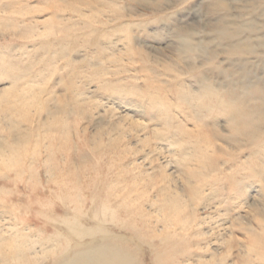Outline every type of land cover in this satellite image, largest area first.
Returning <instances> with one entry per match:
<instances>
[{
    "label": "rangeland",
    "instance_id": "1",
    "mask_svg": "<svg viewBox=\"0 0 264 264\" xmlns=\"http://www.w3.org/2000/svg\"><path fill=\"white\" fill-rule=\"evenodd\" d=\"M92 211L136 264H263L264 0H0V264Z\"/></svg>",
    "mask_w": 264,
    "mask_h": 264
},
{
    "label": "bare ground",
    "instance_id": "2",
    "mask_svg": "<svg viewBox=\"0 0 264 264\" xmlns=\"http://www.w3.org/2000/svg\"><path fill=\"white\" fill-rule=\"evenodd\" d=\"M236 120H238L239 122L240 121H244V120H241V117L240 118H237ZM251 126H247L245 127V130H250ZM56 189L59 191V193L61 192L63 194V197L65 199L68 200V197L65 196L66 195V192H64L66 190V187H61L59 185H57ZM64 192V193H63ZM99 192V190L97 191ZM97 192L94 194H97ZM113 192V191H112ZM50 193V192H49ZM65 194V195H64ZM52 199L54 202H58L59 205L55 207V209L58 211V213L56 214V217H62L61 220L62 221H65L66 217L68 216L69 212H62L61 210H63L62 208H65V204H64V200L62 199V197H48L47 199H45L46 201V206H50L49 202H48V199ZM77 198V197H76ZM107 198V197H106ZM108 199V198H107ZM72 200V199H70ZM73 199L71 202H69L70 204L71 203H74L75 204V208L77 209V211L79 210L78 207L76 206V202H78L77 200ZM69 201V200H68ZM107 201V200H106ZM122 203V202H121ZM90 204H91V207L95 204V201H93V199L91 198L90 199ZM105 204V203H104ZM64 205V207L62 206ZM109 205V204H108ZM125 206V204H123ZM110 206V205H109ZM58 207V209H57ZM107 207L104 206L103 208ZM120 207V206H119ZM45 208V207H44ZM89 208V207H88ZM124 208V207H123ZM80 209H81V206H80ZM123 210H126V209H123ZM122 210V211H123ZM136 210V209H135ZM134 210V211H135ZM75 211V210H73ZM76 211V212H77ZM71 212V211H70ZM129 212V211H128ZM127 212V213H128ZM73 213V212H71ZM132 213V212H131ZM129 213V214H131ZM43 217L44 220L48 221V222H52L51 219H53L52 217L48 216L46 214V211H41L40 213ZM115 214V213H114ZM127 214V215H129ZM62 215V216H61ZM90 217H87L86 219H81L83 217H81L80 220V226H79V229H75L73 226H68L66 227L65 230L68 231V233H70V235L68 236L69 239L67 241V243L73 239V238H81L83 235H85L86 233H88V230L90 231L89 232V235L92 236L90 240H88L87 242L83 241V242H79L77 244L80 245V247L82 246V248H78V249H75V250H72V254L67 257V254L66 257H62V255H58V253L56 254V259H54L52 261V263L50 264H136V260L134 258L131 257V255H127V253H123L118 247H116L117 245H114L115 241L112 240V238H110L109 236V230H107L108 228V225L105 226L103 225L102 223L100 222H96L94 221V223L90 226H85V225H88L90 223V219L91 218H98L99 217V214L98 212H95V211H92L89 215ZM111 216V215H110ZM132 216V215H131ZM74 217L77 219V216L74 214ZM109 217V216H108ZM118 217V216H117ZM73 218V216H72ZM115 218V215H112V218L111 220L113 221ZM129 218V217H128ZM130 219V218H129ZM106 220V219H104ZM134 220V219H133ZM119 221V220H118ZM122 222V221H121ZM125 222V221H124ZM123 222V223H124ZM137 222V221H136ZM125 224V223H124ZM123 224V225H124ZM136 224V223H135ZM119 225V224H118ZM50 225H48L49 227ZM78 226V225H77ZM112 231L115 232V228L111 227V225L109 226ZM84 228V229H83ZM109 229V228H108ZM122 230V229H121ZM111 231V232H112ZM129 232H127L128 234ZM132 234V233H131ZM111 235V234H110ZM133 235V234H132ZM58 236V235H57ZM126 236V235H125ZM131 236V235H130ZM129 236V237H130ZM173 236V235H172ZM113 237V235H112ZM137 237V236H136ZM85 238V236H84ZM83 238V239H84ZM114 238V237H113ZM138 238V237H137ZM168 238V237H167ZM170 238V236H169ZM172 238V237H171ZM63 239V238H62ZM65 239V238H64ZM82 239V238H81ZM131 239V238H130ZM141 239V238H139ZM143 239V238H142ZM263 241H264V237H262ZM80 240V239H79ZM127 240V239H126ZM132 240V239H131ZM169 240V239H168ZM173 240V239H172ZM8 241V240H7ZM81 241V240H80ZM65 242V241H64ZM72 242V241H71ZM132 242V241H131ZM145 242V241H144ZM169 242V241H168ZM174 242V241H173ZM161 243V242H160ZM13 244V243H12ZM65 244V243H64ZM169 244V243H168ZM56 245V244H55ZM60 245V244H59ZM119 245V244H118ZM176 245V244H175ZM174 245V246H175ZM151 246V247H150ZM148 245L146 244V247L142 250V252L144 253V256L145 257H149L153 260L154 258V254L150 252V248H152V244L151 245ZM6 247V252H5V257L8 259L10 256L12 257H16L17 255L14 256V253H17V249L14 251L11 249V247L7 248ZM67 247V245H66ZM74 247V246H73ZM141 247V246H140ZM56 248V247H54ZM64 248V246H63ZM121 248V246H120ZM126 248V247H125ZM175 248V247H174ZM137 249V248H136ZM55 250V249H54ZM57 250V248H56ZM64 250V249H63ZM70 250V249H69ZM125 251H127L125 249ZM153 251V250H151ZM122 252V253H121ZM141 252V253H142ZM129 253V252H128ZM61 254V253H60ZM64 254V253H63ZM258 255H260L262 257V259L264 260V251L261 250L260 253L257 252ZM153 257V258H152ZM59 258V259H58ZM138 258V257H137ZM20 258H17V260H19ZM62 259V260H60ZM163 259V258H162ZM14 260L16 261V259L14 258ZM60 260V261H59ZM154 262V260H153ZM263 262V261H262ZM13 263V260L10 259V264ZM141 263L143 264V262L141 261ZM14 264V263H13ZM264 264V262H263Z\"/></svg>",
    "mask_w": 264,
    "mask_h": 264
}]
</instances>
